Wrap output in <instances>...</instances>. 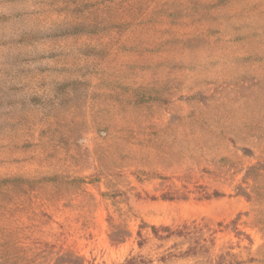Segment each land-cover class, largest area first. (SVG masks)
Wrapping results in <instances>:
<instances>
[{"label":"rangeland","instance_id":"1","mask_svg":"<svg viewBox=\"0 0 264 264\" xmlns=\"http://www.w3.org/2000/svg\"><path fill=\"white\" fill-rule=\"evenodd\" d=\"M0 264H264V0H0Z\"/></svg>","mask_w":264,"mask_h":264}]
</instances>
